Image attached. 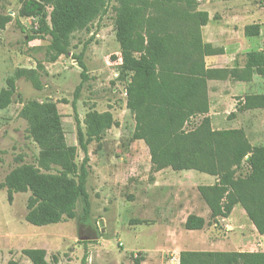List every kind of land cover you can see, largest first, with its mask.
<instances>
[{
	"label": "rangeland",
	"instance_id": "rangeland-1",
	"mask_svg": "<svg viewBox=\"0 0 264 264\" xmlns=\"http://www.w3.org/2000/svg\"><path fill=\"white\" fill-rule=\"evenodd\" d=\"M219 1L198 3L214 7L211 12L215 20L244 15L249 10L245 19L262 25L260 38L264 43V0L224 1V5ZM22 2L0 0V14L10 17L0 28V89L19 68L34 69L40 61L44 69L40 90L28 79L16 77L10 104L0 108V264L9 260L31 264L22 252L25 248L45 249L49 264H134L135 260L139 264H176L183 249L264 251V234L256 231L239 204L226 219L219 217L214 223L208 215L202 229L182 233V200L188 198L195 205L202 200L195 176L201 172L170 168L161 173L152 171L147 146L132 137L134 119L125 93L131 73L121 68L114 0H109L106 13L87 29L73 33L68 52L54 62L46 60L49 37L35 33L37 18L20 15ZM78 59L86 66L85 78ZM254 80L259 84L257 90L264 93V75ZM244 96L234 95L233 107L219 110L212 116L211 125L215 129L242 128L252 145H264V108H238ZM31 99L55 102L66 142L78 148L77 164L84 154L77 144L75 116L83 132L88 112L108 111L113 120L100 138L87 145L88 212L78 200L74 218L42 226L25 219L28 191L8 195L7 188L1 186L13 168L22 163L36 165L38 147L28 135L26 121L19 116L22 103ZM238 172L245 174L247 164L243 163ZM176 204L181 209L174 214V225L167 228L168 217L160 209ZM137 220L142 222L135 223Z\"/></svg>",
	"mask_w": 264,
	"mask_h": 264
},
{
	"label": "trees",
	"instance_id": "trees-1",
	"mask_svg": "<svg viewBox=\"0 0 264 264\" xmlns=\"http://www.w3.org/2000/svg\"><path fill=\"white\" fill-rule=\"evenodd\" d=\"M109 0H23L21 16L36 17L35 33L49 37L46 60L54 62L68 52L74 32L85 30L103 16ZM115 39L120 48L121 68L131 73L126 85V106L133 114L132 137L148 148L151 169L159 171L196 170L216 177L211 185H199L200 197L210 210V218L230 215L239 204L256 231L264 234V145H252L242 128L215 129L211 125L207 80L211 78L250 80L264 75V52L249 51L242 68H206L204 58L221 53L222 48L205 43L201 27L208 12L198 9V0H114ZM10 17L0 14V28ZM260 33V24L244 26V36ZM82 78L86 66L78 59ZM44 66L19 68L7 77L0 89V108L12 99L16 77L28 79L42 88ZM240 109L264 108V93L248 94L238 102ZM237 103V105H238ZM236 105V106H237ZM19 116L27 123L30 138L38 147L36 165L22 163L13 168L1 186L8 195L29 192L27 222L42 226L76 216L75 205L83 202L88 212L86 180L89 176L87 145L98 139L112 124L110 112H88L80 128L75 116L77 144L84 156L76 163L78 148L69 145L55 102L27 100ZM199 118L195 123L193 119ZM190 125L189 128L187 126ZM247 164V172L238 170ZM137 220L135 223H141ZM203 217L189 214L187 230H199ZM31 264H49L43 248H25ZM135 260L134 264H139ZM7 264H16L9 260ZM178 264H264V251L181 250Z\"/></svg>",
	"mask_w": 264,
	"mask_h": 264
},
{
	"label": "crops",
	"instance_id": "crops-1",
	"mask_svg": "<svg viewBox=\"0 0 264 264\" xmlns=\"http://www.w3.org/2000/svg\"><path fill=\"white\" fill-rule=\"evenodd\" d=\"M224 1L234 2V0H220L219 3L222 5ZM209 2V1H207ZM203 4L198 3L199 10H205L208 12L209 19L205 25L201 27V36L202 40L205 43L211 44L213 47L222 48L223 51L221 53L208 55L204 58L205 67L206 68H232L236 66L237 68H242L245 63V54L249 51H260L264 52V43L261 41L262 36V25L260 24V33L258 36L254 37H246L244 36V26L247 24L255 23L251 22L246 18V15L249 14V10H246L244 15H233L231 17H224L223 19L215 20L213 18V13L211 10L214 8L211 5H207L205 7H201ZM210 8V9H208ZM252 38H259L256 40H251ZM263 39V38H262ZM254 74L250 80H234L232 78L225 79H217L211 78L207 80V94L209 99V111L207 115L212 118L213 115H216L217 112L221 109H225V106L233 107L232 101L234 100V95H239L244 93V95L248 94H262L261 91H258L259 84L255 83ZM260 76V75H259ZM227 104V105H226ZM165 169V168H164ZM161 169L157 171L158 173L163 171ZM181 171H191L192 173H196V170H181ZM195 176L199 180L198 185H211L216 181V177L213 175H209L206 173L195 174ZM178 199V198H177ZM179 200V199H178ZM182 206L183 216L181 219L180 226L183 227V234L185 235L189 231L184 227V222L186 217L189 214H196L204 218L207 223L208 220L206 216L210 215V210L205 204L203 200H199L195 205L193 200L188 198H184ZM164 205V204H163ZM160 210H162V215L168 217V221H166L165 226L170 228L174 225V214L181 209L179 204L174 206H169L170 208L164 209L165 206H162ZM237 207V204L234 205L231 212H233ZM244 210V209H243ZM231 214V213H230ZM226 219L227 217H222ZM165 223V222H164ZM140 224V223H138ZM186 250V249H183ZM189 250V249H188ZM181 251V250H180ZM179 251V252H180ZM224 251V250H220ZM178 252V253H179ZM176 264H178V256L176 257Z\"/></svg>",
	"mask_w": 264,
	"mask_h": 264
},
{
	"label": "built area",
	"instance_id": "built-area-1",
	"mask_svg": "<svg viewBox=\"0 0 264 264\" xmlns=\"http://www.w3.org/2000/svg\"><path fill=\"white\" fill-rule=\"evenodd\" d=\"M199 1V0H198ZM120 244H122V243H120Z\"/></svg>",
	"mask_w": 264,
	"mask_h": 264
}]
</instances>
